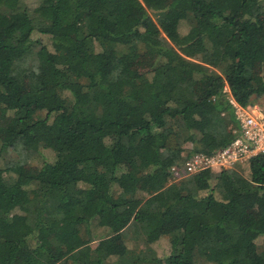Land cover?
I'll use <instances>...</instances> for the list:
<instances>
[{"label":"trees","instance_id":"1","mask_svg":"<svg viewBox=\"0 0 264 264\" xmlns=\"http://www.w3.org/2000/svg\"><path fill=\"white\" fill-rule=\"evenodd\" d=\"M256 59L264 0H0V264H264V153L169 170L235 138Z\"/></svg>","mask_w":264,"mask_h":264},{"label":"built area","instance_id":"2","mask_svg":"<svg viewBox=\"0 0 264 264\" xmlns=\"http://www.w3.org/2000/svg\"><path fill=\"white\" fill-rule=\"evenodd\" d=\"M230 102L239 124L237 135L226 146L211 152L201 150L187 155L183 163L170 166L171 177L180 178L203 169L220 170L236 163H245L257 153H264V110L256 103L241 106L232 97ZM236 131V129H235Z\"/></svg>","mask_w":264,"mask_h":264},{"label":"rangeland","instance_id":"3","mask_svg":"<svg viewBox=\"0 0 264 264\" xmlns=\"http://www.w3.org/2000/svg\"><path fill=\"white\" fill-rule=\"evenodd\" d=\"M24 1L29 5H33L35 3V0H24ZM152 15L154 16V14H152ZM187 29H188V24L185 21H182L179 25L178 30L182 33V32H185ZM42 39H44L45 41H48V38L46 35H42ZM140 60H141L140 64L146 65V62L148 64V59L146 57L141 56ZM251 80L253 83H255L254 103H256L257 105L263 106V104H264V59H256L255 60ZM71 91L74 94V96H82L84 94V91L79 86H74ZM151 107H152V109L155 108V106H151ZM0 122L5 123V119L2 117V114H0ZM184 146H186V145H184ZM45 152L51 156L52 152H51L50 148H46ZM13 154L14 153L10 151L9 154H7L6 156L13 155ZM35 163H36L35 160L25 163L23 166L24 171L26 172L27 169L30 168V166H33V165L36 166ZM246 163L247 162L242 163L241 165L245 166ZM2 165H3V162L0 160V166H2ZM243 173L245 175H248L249 171L246 167H244ZM256 241L259 244L262 243L264 241V236H259L256 239ZM152 245L156 248L158 254L163 255V254L167 253L168 250L170 249L169 237L160 236V238H158L157 240L152 242Z\"/></svg>","mask_w":264,"mask_h":264}]
</instances>
